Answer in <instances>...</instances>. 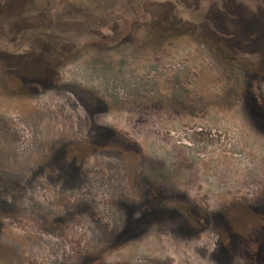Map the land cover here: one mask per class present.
<instances>
[{"label":"rangeland","instance_id":"rangeland-1","mask_svg":"<svg viewBox=\"0 0 264 264\" xmlns=\"http://www.w3.org/2000/svg\"><path fill=\"white\" fill-rule=\"evenodd\" d=\"M51 1L43 26L76 44L51 88L0 74V264H264L250 57L214 45L195 0ZM86 142L79 170L54 160Z\"/></svg>","mask_w":264,"mask_h":264},{"label":"flooded vegetation","instance_id":"flooded-vegetation-1","mask_svg":"<svg viewBox=\"0 0 264 264\" xmlns=\"http://www.w3.org/2000/svg\"><path fill=\"white\" fill-rule=\"evenodd\" d=\"M50 0H0V74L8 78L10 72H34V76L27 84L22 76V88L28 86L35 88H51V81L56 77L59 66L68 54L73 53L76 46L71 37L58 36L53 29L43 26V23L53 25L57 16L51 15L55 7ZM194 12L199 18V24H205L203 30L217 48L229 51L232 59L243 52L249 56L251 74L247 79L251 89L256 83L264 79V0H195ZM18 3L22 10L14 13L13 4ZM61 4L64 1L60 2ZM25 4L27 5L26 8ZM192 5V4H191ZM186 6V4L182 5ZM190 6V5H187ZM193 6V5H192ZM69 14H73V6H62ZM37 12L35 16H27L31 11ZM64 10V9H63ZM23 13V14H22ZM66 14V15H67ZM37 18L35 29L31 21ZM65 23L71 24L72 21ZM27 32V33H26ZM88 39V38H86ZM64 45L66 46L65 48ZM218 55H221L217 53ZM248 58V57H247ZM45 85V86H44ZM98 134L97 142L106 138ZM92 150L99 148L100 144L88 142L57 150L54 160L61 159L66 153H78L70 159L73 170L82 167V159L89 156L88 147ZM145 213L146 218H149ZM133 230V229H131Z\"/></svg>","mask_w":264,"mask_h":264},{"label":"trees","instance_id":"trees-1","mask_svg":"<svg viewBox=\"0 0 264 264\" xmlns=\"http://www.w3.org/2000/svg\"><path fill=\"white\" fill-rule=\"evenodd\" d=\"M180 22V21H179Z\"/></svg>","mask_w":264,"mask_h":264}]
</instances>
